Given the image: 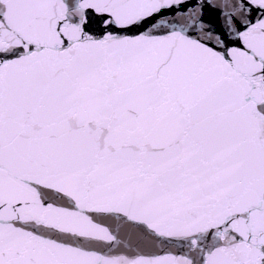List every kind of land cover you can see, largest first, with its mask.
<instances>
[{
	"label": "snow or ice",
	"instance_id": "obj_1",
	"mask_svg": "<svg viewBox=\"0 0 264 264\" xmlns=\"http://www.w3.org/2000/svg\"><path fill=\"white\" fill-rule=\"evenodd\" d=\"M0 264H264V0H0Z\"/></svg>",
	"mask_w": 264,
	"mask_h": 264
}]
</instances>
